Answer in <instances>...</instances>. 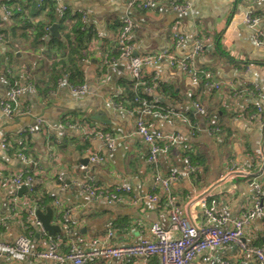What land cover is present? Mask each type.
Listing matches in <instances>:
<instances>
[{
    "label": "crops",
    "instance_id": "crops-1",
    "mask_svg": "<svg viewBox=\"0 0 264 264\" xmlns=\"http://www.w3.org/2000/svg\"><path fill=\"white\" fill-rule=\"evenodd\" d=\"M4 1L0 0L1 28L10 25L1 8ZM127 1H61L83 11L85 27L93 33L88 51L78 63L86 86L82 96L70 91L65 75L51 90H45L50 63L45 47L25 41L18 42L19 48L14 50L0 42V101L8 94L10 71L22 86L19 111L7 116L0 108V142L7 140L6 148L0 145L1 241L13 242L20 235H28L34 249H49L51 238L34 225L35 216L31 215L32 210L45 211L48 206L53 209L51 222L60 227L53 237L59 253L73 247L89 251L130 245L150 237L152 222L169 227L162 191L154 187L147 162V145L134 131L136 108L124 106L128 105L126 99L134 80L127 61L117 55L116 35L126 15L135 24L130 38L136 55L168 49L180 58L192 48L197 36L209 38L195 65L198 71L211 73L210 84H217V88L166 63L143 66L140 75L144 84H133L140 97L157 106L144 118L155 130L178 137V144L159 154L158 168L163 175L172 171L177 174L171 190L180 214L194 225H205L199 198L206 194L208 203L213 199L214 208L226 215L230 224L254 203L250 182L259 181L264 189V166L259 160L264 151V101L252 92L237 96L231 90L257 86L264 94V45L254 42L257 32L264 31V0H177L187 4L182 11L165 2H155L148 9L131 8ZM248 12L258 18L253 26L243 20ZM174 33L182 37L178 45ZM111 99L122 107H114ZM195 103L202 107L201 112ZM256 105L263 108L262 121L250 118ZM170 110L180 114L161 115ZM210 125L220 130L211 134ZM98 128L115 138L111 149L92 134ZM23 150L30 159H37V177L29 185L34 187L33 192L29 188L19 197L12 175L23 169L24 163L17 156ZM90 153L101 154L104 160L90 162ZM188 157L195 167L192 173L186 170ZM231 166L241 171L231 172ZM90 177L103 189L128 187L129 191L111 203L93 198L79 187ZM153 190L158 202L145 196ZM14 194L17 201L12 209ZM36 195L45 198L43 206L34 202ZM243 240L264 248V216L251 221ZM220 262L258 264L252 254L243 253L233 242L215 250L210 261L198 258L192 264ZM0 264L57 263L10 253L0 257ZM91 264H158V258L146 262L141 257L98 258Z\"/></svg>",
    "mask_w": 264,
    "mask_h": 264
},
{
    "label": "built area",
    "instance_id": "built-area-1",
    "mask_svg": "<svg viewBox=\"0 0 264 264\" xmlns=\"http://www.w3.org/2000/svg\"><path fill=\"white\" fill-rule=\"evenodd\" d=\"M35 1L37 2V6H39L42 1H54L57 3L61 14L67 9H70L72 12L76 11L81 15L82 21L85 25L84 12L69 8L66 4L61 3L62 0ZM155 2H165L172 9L177 11H182L187 7V4H181L177 0L127 1L129 7L138 9H148ZM1 8L6 16L10 14L6 5L2 4ZM243 20L250 26H253L258 22V18L253 16L251 12L246 13ZM134 25L131 16H124L121 20L120 29L116 35V44L119 47L118 57L127 61L130 74L136 86L144 84L140 75L143 66L166 63L169 66L183 69L194 79L202 78L204 82L209 83H207L208 85L217 88V84H210L212 77L211 73L200 72L195 65L196 56L203 50L205 42L209 40L208 37L197 36L192 48L186 55L180 58L175 57L168 49L155 53L136 55L134 54V46L130 38ZM50 28L51 27L49 26L44 28L45 37L50 35ZM173 37L176 40V45L182 41V37L176 33H174ZM0 42H4L1 35ZM254 42L257 45H264V31L257 32ZM68 86L70 91L77 96H82L86 93V86L84 84ZM146 89L149 90V87ZM231 90L232 93L237 96L252 92L258 96L261 101H264V94L257 86H254L252 90L247 88H232ZM21 91L22 86L19 84L9 85L7 96L0 101V108L5 115L10 116L19 111L18 105ZM138 100L140 101V106L135 109L134 131L147 145V162L150 165L154 176V187H160L162 191L164 208L170 220L169 227L163 228L159 223L152 222L149 226L150 237H143L133 244L119 247L102 246L89 251L73 247L66 253H59L56 251V243L53 241V237L47 233L45 234L51 239L50 247L46 250L34 249L32 247L30 236L20 235L13 242H3L0 240V257L4 254L10 253L28 254L36 259L52 260L57 264H91L98 258L121 260L126 257H141L143 261L146 262L151 257H157L158 264H192L194 260L198 258L203 262L210 261L211 255L215 250L233 242L241 248L243 253L252 254L256 258L258 264H264V248L248 244L243 240L244 230L251 221L256 216H264V189L261 187V182L256 180L250 182V185L255 192L254 203L249 210L242 212L237 219L232 221V223L229 224L226 215L218 212L214 208L215 202L213 199H210V202L208 203L206 194L199 198V205L206 224L197 226L190 223L186 217L180 214L179 208L176 204V197L171 190L173 182L177 179V174L172 171L163 175L158 168L159 154L167 152L171 146L178 144V137L174 134H165L159 130H155L144 117L147 114L155 112L157 106L149 102L146 98H138ZM110 102L114 107H122L116 104L114 99H111ZM195 107L198 112L202 111V107L198 103H195ZM262 113V106L256 105L255 111L252 112L250 118H258L262 121ZM179 114L180 112L174 110H170L169 112L163 111V113H161L165 118L171 115L178 116ZM37 124L42 125V120L37 119ZM218 130L219 129L216 126H210L208 128V132L211 134L216 133ZM92 134L103 142L106 149L109 150L113 147L115 138L109 132L98 128L95 129ZM0 145L2 148H6V138L1 140ZM183 147L185 148V146ZM17 156L23 163L29 161L23 152H17ZM88 159L90 162H102L104 157L98 153H90ZM259 160H261V166H264V151L260 154ZM185 161L187 163V172L192 173L195 170V167L190 163L189 157L185 158ZM34 164L36 163L34 162ZM230 171L236 172L241 170L236 166H231ZM23 172H26V170L19 171L12 175V181L17 190L24 184L29 186L33 181L31 175L23 174ZM79 187L89 196L93 198H104L108 203L118 201L122 192L129 191L128 187H115L111 190L103 189L92 177H90L87 182H81ZM154 187L153 189H155ZM145 196L153 202H158L159 197L154 190ZM16 201L17 196L14 194L11 199V205L14 206ZM55 203L58 202L55 201ZM11 208L13 209V207ZM31 215L35 216L33 210L31 211ZM34 225L40 228V222L36 217H34ZM66 231L68 233L69 229ZM227 263L228 262H220V264Z\"/></svg>",
    "mask_w": 264,
    "mask_h": 264
},
{
    "label": "trees",
    "instance_id": "trees-1",
    "mask_svg": "<svg viewBox=\"0 0 264 264\" xmlns=\"http://www.w3.org/2000/svg\"><path fill=\"white\" fill-rule=\"evenodd\" d=\"M3 4L6 5L10 11V14L6 16L10 21V25H5L4 28L0 26V35L3 41L14 50L19 48L17 46L18 42L25 41H28L35 47L41 45L40 48H46L45 53L50 63L45 72L48 82L45 90L52 89L57 79L64 77V75L69 85L77 86L83 84L78 63L85 57L89 47L88 44L93 38V33L90 29L85 27L81 15L76 11L72 12L70 9L63 11L61 14L57 3L54 1H42L39 6H37L35 0H6ZM55 23L58 25V36L51 37L49 35L46 37V40L44 28L46 26L51 27L52 24ZM117 49L118 55L119 47ZM18 69L21 71L22 67ZM7 79L12 85L19 84V77L14 75L12 71L9 72ZM133 84L132 81V88L128 92L126 99L128 105L122 103L128 109L139 107L140 101L138 98H142L138 95V88H134ZM218 129L220 130L219 127ZM22 152L29 161L24 163L23 169L20 171L26 170L23 174L31 175L34 181L37 177L34 162L37 163V159L34 160L32 157L30 160L29 153L26 154L24 150ZM29 188H31L33 192L34 187L29 186ZM34 198L35 203L37 202L40 206L44 205V197H38L36 195ZM12 207L15 209V206L12 205ZM61 239H63V237Z\"/></svg>",
    "mask_w": 264,
    "mask_h": 264
},
{
    "label": "water",
    "instance_id": "water-1",
    "mask_svg": "<svg viewBox=\"0 0 264 264\" xmlns=\"http://www.w3.org/2000/svg\"><path fill=\"white\" fill-rule=\"evenodd\" d=\"M57 27L58 25L52 24L50 28V36H58L57 32ZM229 34V28L226 29V35ZM103 121L102 119H100ZM29 189V186L27 185H22L20 188L17 190V195L21 197L23 193H26L27 190ZM34 215L37 220L40 222V228L47 233L48 235L55 237L56 233L60 232V227L57 224H53L51 222L52 216H53V209L51 207H46L45 211L40 210L39 208H36L34 210Z\"/></svg>",
    "mask_w": 264,
    "mask_h": 264
}]
</instances>
